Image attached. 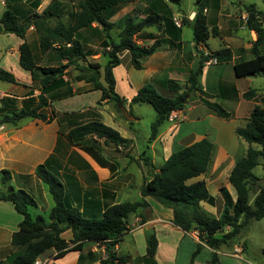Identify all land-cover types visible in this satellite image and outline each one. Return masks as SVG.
Returning a JSON list of instances; mask_svg holds the SVG:
<instances>
[{"label": "trees", "instance_id": "trees-1", "mask_svg": "<svg viewBox=\"0 0 264 264\" xmlns=\"http://www.w3.org/2000/svg\"><path fill=\"white\" fill-rule=\"evenodd\" d=\"M0 1H4L6 7L0 20V35L13 34L23 41L19 46V64L31 74L34 85L41 93L37 97L36 105H32V100H28L30 106L16 108L8 111L9 113L4 111L3 105L2 109L0 108L1 125L18 126L22 120L28 118L48 121L49 116L44 110L51 108L54 101L75 94L70 82L65 80V74L71 67L79 72L74 81H85L91 84L92 90L102 92L99 105L103 101H111L117 113H122L126 118L123 109L126 108L127 100L115 91L114 69L121 64L119 55L125 51L129 52L131 65L135 69H141L140 60L153 55L162 46L160 40L154 41L148 47L141 46L136 42V38L144 35L147 29L156 28L162 35L166 34L169 37L171 36L169 34L175 31L177 40H180L183 25L192 28L193 41L196 45L207 44L210 36L219 34L216 25L209 28L207 17L204 15L210 0H196L194 19L191 21L184 18L180 27L176 24L168 4L164 0H156L158 6L152 8L153 5H150L145 17L128 16L125 19L118 41L111 36L115 25L110 21V13L135 0H79L77 10L69 13L68 23L61 21L64 15L63 0H52L41 13L24 7L25 14L29 16L25 23L21 22L23 9L18 7L22 0ZM170 1L180 5L181 0ZM37 6L38 3L32 5L34 9ZM105 11L107 16L104 14ZM244 11L247 14L245 26L255 32L257 39L249 49L252 58L236 62L233 67L234 73L237 78L264 76L263 13L253 4L244 5ZM53 19L59 20L55 26L50 24ZM31 28L39 35L41 56L53 52L55 64L43 66L40 58L34 55L32 47L26 41V34ZM88 29L104 37L101 45L108 60L103 67V75L99 64L89 63L84 66L80 63L96 55L87 51L84 43L78 39L80 32ZM153 36L150 38L155 39ZM244 52V49L238 51L240 54ZM213 58L220 63H227L233 59V52L229 48H222L207 56L202 55L199 67L191 72L184 89L176 81L167 80L166 87L177 93L174 97H166L151 84H146L131 99L129 116H133L132 106L135 104H148L157 114V118L150 126L148 143L156 140L160 127L173 113L183 111L198 97L200 102L219 118L228 120L232 117L220 104L208 99L200 82L205 63ZM0 81L18 84L16 77L3 69L0 70ZM64 88L66 91H62ZM255 96V90H249L243 95L246 100H252ZM52 115L61 126L64 117L54 110ZM73 115L80 118L83 116L74 113L64 116ZM130 129L133 130V122H130ZM235 133L248 144V147L245 154L235 160L228 177L229 184L235 190L236 201L226 188H222L224 206L220 208L219 218L211 217L200 206L202 202L216 206V198L210 194L205 180L189 182L205 175L212 164L215 146L207 138L173 152L157 173L154 172V164L147 147L140 156L150 176L145 179L141 188L142 200L110 206L100 219L86 218L78 208L73 207L65 196L64 184L46 165H39L35 174L48 188L54 206L48 219L42 216L34 218L29 210L30 206H34L33 199L26 192L16 191L11 186L9 171H1V183L5 189L0 192V201L11 203L22 217L18 230L11 237V245L20 249L10 256L9 264H34L36 259L48 250H54L55 259L58 260L70 252L82 251L83 245L87 242L105 245L106 256L101 259V264H122L124 258L114 251V247L127 233L132 215L148 206L147 198H153L163 206L171 208L173 224L176 227L184 232H197L200 243L192 254V264L203 249V245L214 251L210 264H218L217 252L222 246H229L252 220L264 219V187L259 184L260 177L254 174L255 168L264 167V108L259 104L255 105L246 124L236 128ZM88 137H96L97 140H103L106 145L114 144L117 147H128L131 144L130 140L124 139L118 131L99 120L75 125L68 132L70 142L76 146H82ZM67 230L73 235L69 242L62 238V234ZM157 247V238L150 235L147 254L155 255Z\"/></svg>", "mask_w": 264, "mask_h": 264}, {"label": "crops", "instance_id": "crops-1", "mask_svg": "<svg viewBox=\"0 0 264 264\" xmlns=\"http://www.w3.org/2000/svg\"><path fill=\"white\" fill-rule=\"evenodd\" d=\"M131 4L135 5L134 7L137 4L146 10L151 5H149V0H136L127 6ZM224 6L223 0H210L204 15L207 17L209 28L211 29L216 25L218 35H223L224 46L222 48L232 50L233 59L227 63L231 64L235 76L234 64L252 58L249 49L257 39V35L245 26L244 22L247 15L245 12L241 11L239 15H231L230 13L224 15ZM196 9L195 3L194 10L187 14L179 13V15L192 21ZM238 10L240 11V9ZM172 12L175 11L172 10ZM241 20L244 21L241 29L247 28L249 32L247 41L239 36L235 28V22L241 23ZM187 26H182L180 40H177L175 31L171 32L169 37L166 34L162 35L156 28H149L144 35L136 38L139 45L147 47L151 46L154 41H162V46L153 55L140 60L142 68L137 70H146L150 73L152 75L151 85L166 97H174L177 93L170 91L165 82L174 80L184 89L191 72L199 67L202 55L207 56L213 52L208 44L210 38L218 37L212 35L207 44L200 45H196L192 38L190 47L186 48L183 29ZM2 35L14 36L13 34ZM151 35H154L155 39H151ZM22 43L23 41L19 39L16 47L9 50L10 53L17 55L19 58V46ZM240 49H244L245 52L238 53ZM122 56H128L130 59V54L127 51L119 55L120 60ZM128 64L131 65V62ZM220 64L218 61L215 66ZM211 66L213 65L208 64V62L205 63L200 81L201 85L207 81ZM17 68L15 76L18 84H11L12 86L0 90V92L6 96L17 98L19 101L32 100V105H36L37 97L41 94L40 91L34 85L31 74L22 69L20 64ZM115 69V91L117 92ZM222 72L223 69L216 78L217 91L225 99L235 100V108L231 118L241 119L246 124L255 105H260L256 102L258 91L255 90L256 96L252 100L244 99V93L249 91L250 88H246L247 91H240L237 82H240V79L251 77L237 78L235 76L236 81L229 83L223 80ZM65 80L67 79L65 78ZM123 81L128 85V98H124V96L123 98L127 100L125 109L129 111V102L146 84L131 86L128 73ZM70 87L75 92L73 96L58 99L52 103L51 108L44 110V113L49 116L48 121L42 122L38 119L28 118L22 120L18 126L0 124V173L3 170L9 171L11 186L16 191L26 192L34 201L32 207L39 212L49 211L50 213L54 206V201L53 204L50 201L51 195L48 188L36 177L35 171L39 165L48 166L61 180L64 184L65 196L73 207L78 208L86 218L100 219L110 206L142 200L141 188L145 179L150 176L149 170L143 165L140 156L147 147L148 154L151 155L154 164V172L157 173L173 152L204 138L209 139L204 132L195 136L193 133H183L184 123L201 122L199 117L197 120L191 119L194 110L197 108V103L202 104L199 97L190 102L188 108L173 113L172 115L176 118L172 119L170 117L160 127L156 140L148 143L150 131L141 132L139 125L142 116L136 111V106L142 104L132 106L133 116L130 117L133 120L131 121L120 117L113 102L106 100L99 105L102 92L92 90L91 84L85 81H70ZM190 104L192 105L190 106ZM52 110L64 117L61 126L58 120L53 117ZM73 113L83 116L81 118L75 115L64 116ZM156 118L157 116L151 123ZM93 120H99L115 129L121 137L130 140L131 144L128 147H117L114 144L106 145L103 140H97L96 137H88L82 146L72 144L68 138V132L75 125ZM130 122H133V130L130 129ZM223 152L228 153L227 150ZM158 159H161V162H158ZM234 163H232L231 169ZM198 180H203V177L192 179L189 182ZM0 184L1 192L5 189L1 183V176ZM231 196L236 201V196L232 193ZM146 201L148 206L139 209L130 218L129 225L137 222L140 226L137 229H128L121 241L114 247V251L124 258L122 264H192V254L197 249L198 243H200L197 232H184L176 227L173 224V210L171 208L163 206L153 198H147ZM200 206L206 211L204 202ZM207 214L210 215L208 212ZM219 216L217 212V215L213 217L219 218ZM21 220L22 217L15 211L11 203L0 201V264H9L10 256L18 251V248L11 245V237L18 230V224ZM150 235H154L158 241V247L153 256L147 254ZM62 238L67 242L71 241L73 238L72 232L70 230L65 231ZM226 246H222L217 252L219 256L218 264H232L233 262V259L227 256ZM213 252L212 249L203 245V249L194 259L193 264H201V262H203L202 264H210ZM89 254H92V256H88ZM55 256L56 252L54 250H48L41 257H49V264H101V259L106 256V247L104 244L87 242L80 252H70L58 260L55 259ZM203 257L204 260H202ZM223 257L230 259V261H224Z\"/></svg>", "mask_w": 264, "mask_h": 264}, {"label": "rangeland", "instance_id": "rangeland-1", "mask_svg": "<svg viewBox=\"0 0 264 264\" xmlns=\"http://www.w3.org/2000/svg\"><path fill=\"white\" fill-rule=\"evenodd\" d=\"M52 0H22L21 4L18 6L23 9L21 12L22 18L21 22L25 23L26 20L29 19V16L25 14L27 8H31L33 11L35 10L37 13H41L45 7ZM79 0H63L64 3V15L61 19L62 22L68 23L69 21V13L71 11L77 10ZM136 1V0H135ZM170 9L174 10L173 12L174 19L179 21L182 24L183 16L180 14L189 13L195 9L196 0H181L180 5L171 2L170 0H164ZM224 1V15L230 13L231 15L240 14L241 11L244 13V5H255L262 13L264 20V0H223ZM35 3H38V6L34 9ZM158 6L156 0H149V5ZM135 5L124 6L122 8L117 9L115 12H111L110 21L114 23L115 27L111 31V36L115 41H118V37L123 29L125 19L128 16H135L138 18H143L146 15V9ZM24 7L26 9H24ZM20 9V10H21ZM240 9V11L238 10ZM242 9V10H241ZM6 7L4 1H0V20L5 12ZM25 10V11H24ZM239 12V13H238ZM105 16H107V11L104 12ZM176 14V15H175ZM178 14V15H177ZM247 17V15H246ZM245 17V18H246ZM222 19V18H221ZM240 21V20H239ZM59 22L58 19H53L50 21L52 26H55ZM243 20L241 23L236 21L235 28L239 36L244 39V41L248 40V30L241 29L243 26ZM96 27V25H94ZM1 29V22H0ZM184 41L186 43V48L190 47L193 38V30L191 27H184ZM103 36L96 33L92 29L84 30L80 32L78 35V39L84 43V46L87 51H91L95 53V56H90L86 61L80 62L81 65L87 66L89 63L99 64L101 68V72L103 75V67L105 66L108 57L102 48L101 42L103 40ZM19 38L15 36L9 35H0V70H6L12 73L14 76L17 74V66H19V58L16 55H12L10 53L11 48H15ZM26 41L32 47L34 55L40 58V63L43 66L55 64V59L53 57V52L41 56L39 51V35L35 32L33 28L29 29L26 34ZM209 47L213 51H217L224 46L223 43V35L218 37H211L209 40ZM70 47V45L68 46ZM163 53V52H161ZM169 53V52H168ZM167 54V52H166ZM162 55V54H161ZM130 59L128 56L121 57V65L115 69V75L117 80V93L120 96H124V98H128L129 95L127 90V83H125L126 74L128 73L129 82L131 86H138L143 84H152L151 77L152 75L148 73L146 70H137L133 68L128 63ZM230 63H221L220 65H213L210 69V75L207 78V81L202 83L204 88L203 90L206 93V96L210 101L216 102L220 104L226 111H228L231 116H233V110L235 108V100H227L220 95L217 91L216 87V78H218L221 69L222 78L226 82L236 81V78L231 69ZM23 73V72H22ZM79 75V72L75 70L74 67L69 68L67 73L65 74V78L67 81H74L75 78ZM16 77V76H15ZM103 81V77H101ZM240 82H237V86L240 91L248 90L246 88H250L251 90L258 91V98L256 102L260 103V105L264 108V76L258 75L255 77L240 79ZM12 86L9 83L0 81V90H4L5 88H9ZM249 89V90H250ZM62 91H66V88L62 89ZM124 94V95H122ZM197 95V94H196ZM4 105V106H3ZM192 104H190L191 106ZM2 106L5 107L4 111L11 112L16 108H26L30 106V101H19L17 98L6 96L2 98L0 102V108ZM188 108V107H187ZM136 111L138 114L142 116L141 124L139 125V129L142 133H145L147 130L150 131V123L157 116L156 112L152 108V106L148 104H142L136 106ZM8 112V113H9ZM120 117L124 118L122 113H119ZM153 115V117H152ZM173 116V115H172ZM171 116V117H172ZM176 118V116H173ZM201 118V122H193V123H184L183 125V133H193L194 136L196 134L204 132L206 136H208L209 140L215 146V152L212 160V164L208 170V172L203 175V180H205L207 187L209 189L210 194L216 198V206H210L207 203H204L205 210L213 217L217 215V212L220 214V208L224 206V199L221 193L222 188H226L229 193L236 196L235 190L228 182V177L231 172L232 163L241 156H243L246 152L248 144L240 139L236 133V128L243 127L245 125V121L238 120L237 118H230L228 120L219 118L214 114L209 108L203 106L202 104L197 103V108L194 110L193 116L191 119L197 120V118ZM173 118V119H174ZM227 150L228 153L223 152ZM158 162H161V159H158ZM254 174L260 177L259 184L264 187V167L259 166L254 169ZM196 182V181H195ZM1 187V184H0ZM253 198V197H252ZM50 201L53 204V200L50 196ZM30 213L35 218L37 216H42L45 219L49 218V211L47 212H39L34 207H29ZM235 246V247H234ZM236 248H240L241 252H239V258L235 257ZM18 248L17 250H19ZM225 251L228 252L227 256L233 259L232 264H264V219L262 220H252L249 224L244 227L240 234L233 239L230 243V246H226ZM231 254V255H230ZM224 256V255H223ZM204 260V257L203 259ZM223 260H229L228 258L223 257ZM205 262V261H204ZM203 262H201L202 264ZM231 264V263H229Z\"/></svg>", "mask_w": 264, "mask_h": 264}, {"label": "built area", "instance_id": "built-area-1", "mask_svg": "<svg viewBox=\"0 0 264 264\" xmlns=\"http://www.w3.org/2000/svg\"><path fill=\"white\" fill-rule=\"evenodd\" d=\"M174 20H175V19H174ZM245 20H246V18H245ZM175 22H176V24H177L179 27L181 26V23H180L179 21L175 20ZM217 63H218V61H217L216 58H213V59H211L210 61H208V64H210V65H215V64H217ZM3 97H4V93H1V92H0V101L2 100ZM171 118L173 119L174 117L172 116ZM139 226H140V225L137 224V222H136V223H133V224H131V225H128V229H129V230H132L133 228L137 229ZM240 250H241V249H236V250H235V252H236V253H235V257L239 258V252H241ZM49 262H50V258H49V257H44V258L39 257V258L36 259V261L34 262V264H49Z\"/></svg>", "mask_w": 264, "mask_h": 264}, {"label": "water", "instance_id": "water-1", "mask_svg": "<svg viewBox=\"0 0 264 264\" xmlns=\"http://www.w3.org/2000/svg\"><path fill=\"white\" fill-rule=\"evenodd\" d=\"M123 112H124L125 117H126L128 120H131V121L133 120V118L129 116L128 111H127L126 109H123Z\"/></svg>", "mask_w": 264, "mask_h": 264}]
</instances>
